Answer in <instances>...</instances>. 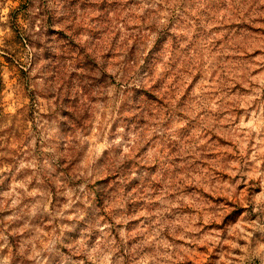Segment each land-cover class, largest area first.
<instances>
[{"label": "clouds", "instance_id": "obj_1", "mask_svg": "<svg viewBox=\"0 0 264 264\" xmlns=\"http://www.w3.org/2000/svg\"><path fill=\"white\" fill-rule=\"evenodd\" d=\"M9 8L0 264H264V0Z\"/></svg>", "mask_w": 264, "mask_h": 264}, {"label": "rangeland", "instance_id": "obj_2", "mask_svg": "<svg viewBox=\"0 0 264 264\" xmlns=\"http://www.w3.org/2000/svg\"><path fill=\"white\" fill-rule=\"evenodd\" d=\"M29 0H10V8L9 13L11 16V21L13 24L22 22L24 19V10L28 7ZM215 30V29H214ZM107 36V33H105V37ZM195 38V35L193 36ZM172 43L170 42L169 47L172 46ZM17 49H21L20 45L16 46ZM20 55V52L17 53ZM65 55H78L77 53H71V52H65ZM23 59L21 58L19 63L23 64ZM0 73H2V77H0V137L4 136L6 132L9 131L11 127V122L6 121V117L12 112V111H18V109H14L12 107L13 101L16 103L20 102V99L24 93L23 86L20 87L19 91L10 95V91L16 87L20 83L21 78L23 77V73L21 69L16 66L13 62L9 61L8 59L4 57H0ZM179 74V70L176 73H173V79L175 80L176 76ZM156 83H159V80L156 81ZM158 104H166L167 101L163 99V93L161 94V97L157 101ZM23 107V105H21ZM7 109L8 111H5ZM27 117L21 116L18 121L16 122V129L17 133L14 137H11L7 142L4 140H0V152L3 151H9V155L7 157L0 156V163H11L12 157L15 155L17 149L22 146L23 141L26 139L27 134L29 132V129L27 127ZM8 144H11V149H8ZM99 199V197H98ZM240 209H237L233 213H231L229 219L235 220L236 216L240 214Z\"/></svg>", "mask_w": 264, "mask_h": 264}]
</instances>
